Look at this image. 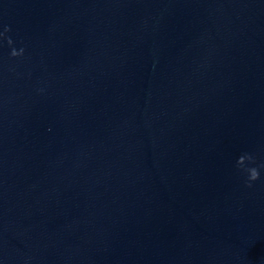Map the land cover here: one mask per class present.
I'll return each instance as SVG.
<instances>
[{
	"label": "clouds",
	"instance_id": "clouds-1",
	"mask_svg": "<svg viewBox=\"0 0 264 264\" xmlns=\"http://www.w3.org/2000/svg\"><path fill=\"white\" fill-rule=\"evenodd\" d=\"M10 29L5 28L4 32H0V39H6L7 43L9 46H11L13 44V41L11 40V38H8L5 33H7ZM23 54V49H20L19 51H17L15 48L12 49L10 55L13 57L16 56H20ZM248 161L249 163H254V158L251 155L245 154L242 155L238 161H237V165L238 167H240L241 169H243L244 171L247 172V179L249 181L248 186H251L252 181H255L259 178V170L257 167H245V162ZM261 167H264V165H261Z\"/></svg>",
	"mask_w": 264,
	"mask_h": 264
}]
</instances>
